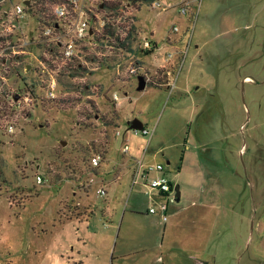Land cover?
Returning a JSON list of instances; mask_svg holds the SVG:
<instances>
[{"label":"rangeland","instance_id":"374dc122","mask_svg":"<svg viewBox=\"0 0 264 264\" xmlns=\"http://www.w3.org/2000/svg\"><path fill=\"white\" fill-rule=\"evenodd\" d=\"M159 1L166 10L136 11L130 55L100 46L105 57L91 59L99 48L85 44V69L62 67L50 97L40 72L26 74L32 108L13 133H0V264H72L86 253L83 237L103 254L123 220L149 206L159 212L148 180L133 182L141 156L163 162L179 184L169 206L204 190L220 227L211 242L226 244L212 250L217 264H264V0ZM143 35L157 42L151 52L140 48ZM130 57L147 79L142 90L125 70ZM133 117L147 133L128 128Z\"/></svg>","mask_w":264,"mask_h":264},{"label":"built area","instance_id":"2783aa9c","mask_svg":"<svg viewBox=\"0 0 264 264\" xmlns=\"http://www.w3.org/2000/svg\"><path fill=\"white\" fill-rule=\"evenodd\" d=\"M142 5L166 10L169 4L166 6L159 0H0V133H13L19 114L32 108L34 82L27 73L40 72V82L45 84L47 91L45 95L50 97L55 95L56 74L62 67H85V44L95 42V47L123 49L130 55V50L112 41L116 40L115 36L125 39L130 25L136 24V11ZM180 12H186V7H181ZM173 28L177 29V26L173 25ZM156 46V41L142 36L140 48L154 49ZM104 55L99 48L91 59H101ZM169 58L171 53L166 55V59ZM126 61L125 70L138 75V62L132 57ZM18 80L22 81V87ZM112 99H118L116 92L112 93ZM141 130L148 132L145 126ZM128 149V143H124L122 150ZM100 159L99 154H94L91 163L97 165ZM138 177L148 180L150 188L158 192L161 198L159 212L166 219L168 201H174L176 194L165 164H144L141 156L137 159L133 182H137ZM36 178L41 182L40 174ZM97 191L101 195L106 193L102 187ZM155 211V206L147 207V212Z\"/></svg>","mask_w":264,"mask_h":264},{"label":"crops","instance_id":"0c3cea01","mask_svg":"<svg viewBox=\"0 0 264 264\" xmlns=\"http://www.w3.org/2000/svg\"><path fill=\"white\" fill-rule=\"evenodd\" d=\"M247 39L254 42L259 37L253 35ZM182 91L187 94L189 89ZM203 191L199 197L192 194L189 198V193L185 194V199L189 200L187 203L167 205L166 219L160 212H147V208L144 212L132 214L122 222L121 239L115 241L114 246L105 248L103 254L99 247V251H92L93 247L90 249L83 237L81 240L86 253L70 262L86 264L88 257L94 256L92 264H217V256L212 250L224 248L226 244L211 242L213 231L217 234L220 227L216 226L217 213L211 208L213 204L206 202L208 198ZM104 214L108 226L117 224L113 212Z\"/></svg>","mask_w":264,"mask_h":264},{"label":"water","instance_id":"95a60500","mask_svg":"<svg viewBox=\"0 0 264 264\" xmlns=\"http://www.w3.org/2000/svg\"><path fill=\"white\" fill-rule=\"evenodd\" d=\"M28 2V0H25ZM147 85V79L143 74H138L137 75V86L136 88L139 90H142L146 87ZM128 128H133V129H141L143 127V122L139 117H133L131 120H128ZM175 200H179L180 198V187L179 184H175Z\"/></svg>","mask_w":264,"mask_h":264},{"label":"trees","instance_id":"16d2710c","mask_svg":"<svg viewBox=\"0 0 264 264\" xmlns=\"http://www.w3.org/2000/svg\"><path fill=\"white\" fill-rule=\"evenodd\" d=\"M145 1H151V0H145ZM135 24L133 23L132 25H130V27L128 28V32L127 35L125 37V39H120L119 36H115V41H112V43H114L115 45H121L123 47H125L126 49L132 51L134 50V48L132 47V39L135 38L134 35H136V28H135ZM111 35H113V31L110 30ZM108 41H111L110 38H108ZM153 50V48L147 49L148 52H151ZM81 69H85V67H81ZM153 81L148 79V83L151 84Z\"/></svg>","mask_w":264,"mask_h":264}]
</instances>
